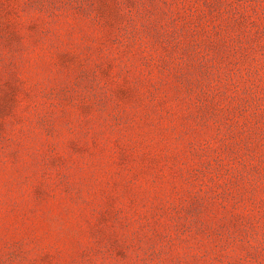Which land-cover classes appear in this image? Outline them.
Wrapping results in <instances>:
<instances>
[{
    "label": "rangeland",
    "instance_id": "rangeland-1",
    "mask_svg": "<svg viewBox=\"0 0 264 264\" xmlns=\"http://www.w3.org/2000/svg\"><path fill=\"white\" fill-rule=\"evenodd\" d=\"M0 264H264V0H0Z\"/></svg>",
    "mask_w": 264,
    "mask_h": 264
}]
</instances>
